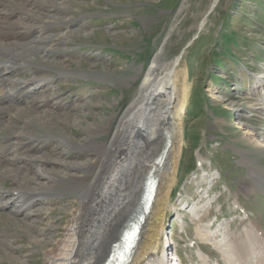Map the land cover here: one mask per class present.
Wrapping results in <instances>:
<instances>
[{"label":"rangeland","instance_id":"rangeland-1","mask_svg":"<svg viewBox=\"0 0 264 264\" xmlns=\"http://www.w3.org/2000/svg\"><path fill=\"white\" fill-rule=\"evenodd\" d=\"M214 2L0 0V38L3 43L11 42L8 47L0 44V64L10 66L0 65V93L7 96L20 89L19 93L32 95L17 99L24 101L20 105L9 99L0 103V110L11 112L0 114L4 120L0 121V170L21 165L10 162L13 154L28 160L24 169L34 168L32 161L41 155L42 168L48 169L51 162L59 163L65 177L72 173L67 167L70 162L80 163L97 156L92 147L81 151L74 144L81 145L89 139L108 143V152L117 146L118 153L112 155L126 162L114 182L116 189L107 196L109 202L88 218L84 228L88 238L82 254L79 256L78 252L79 258L72 264H82L84 256L93 252L91 245L97 242V230H112L108 229L110 214L119 207L120 199L132 201L138 179L149 170L148 160L160 149L157 140L152 143L153 140L130 138L133 123L122 129L117 141L113 138L121 116L136 99L144 75L160 50L162 62L156 71L161 74L159 78L164 79L176 66L186 68L189 86L182 117L181 156L169 195L173 207L164 213L162 239L171 235L169 244L178 255L179 264H228L214 245L200 240L198 219L189 212L193 205L206 203L208 197L212 198V205L202 220H211V229L226 221L231 231L243 229L240 218L247 216L235 207V199L264 229V150L250 143L238 123L254 126V132L262 131L264 136V110L261 101L255 100L260 91L256 76L264 77V0ZM13 48L17 55L11 54ZM31 79L41 81L42 88L22 86L24 80ZM43 114L45 118H38ZM145 124V132L161 126L151 119ZM87 126H92L94 133L87 131ZM41 136L48 143H43ZM60 136L68 137V143ZM56 147L65 152L60 155L67 163L55 159ZM99 161L96 159L95 165ZM106 170L110 174L112 168ZM92 177L86 175L89 182ZM34 181L53 182L46 175ZM15 185L12 177L0 173V189L9 191ZM246 186L251 190H243ZM80 189L65 187L49 195L42 187L40 192L45 194L33 202L26 220L14 209L8 213L0 207V264H44L46 252L58 238H63L65 224L80 206ZM18 190L22 192L20 199L40 193ZM3 195L4 200L10 198ZM124 212L123 208L119 216ZM165 249L161 244L157 256L162 257ZM199 250L209 263L199 259ZM97 255L91 256V262Z\"/></svg>","mask_w":264,"mask_h":264},{"label":"bare ground","instance_id":"bare-ground-1","mask_svg":"<svg viewBox=\"0 0 264 264\" xmlns=\"http://www.w3.org/2000/svg\"><path fill=\"white\" fill-rule=\"evenodd\" d=\"M0 23L3 24L2 22ZM0 44L5 45L4 47H6L7 45L8 47L11 45V42H0ZM7 50L8 49H5V51ZM160 51L155 56L153 63L144 75V80L141 87L139 88L136 99L131 102L125 114L121 116L118 129L113 136L114 140H116L122 132V129H124V127L128 123H133L134 126L132 129L130 128L131 130L129 132L130 138L138 137L142 141H144V139L145 141L146 139H148V141L153 140L152 143H156L157 140V142L160 144L158 146L160 149H158L157 152H154L151 159L148 160L149 170L147 174H142L138 179V190L135 196H133L132 201H129L131 200L130 198L120 199L121 201L118 202L119 207L117 209L115 208V212L110 214L111 218L109 220L110 222L108 229L112 230H106V232L108 233H103L105 232L104 229L100 231L97 230L95 236V240L97 242L91 245V249L93 250V252H91L88 257L84 256L82 264H103L104 259L107 257L110 250H112L111 245L115 241H118L121 236L122 229L125 228V224L130 222L129 220L132 215H136L138 218L135 219V221H138V219H140V223L138 228V237L133 243V249L128 264H164V262L167 261L170 250L173 249V247L166 248V252L163 254V256L157 257L158 251L162 244V222L164 213L167 209H171L173 207L169 204V195L171 192V188L173 187V185H175L174 183L176 181L177 173L176 168L178 160L181 156L180 150L181 144L183 143L182 117L185 114L187 108L186 105L189 97V86L186 77V68L178 69V66L171 68L170 70L168 68L166 70H169V72L165 75L164 79L161 80V78H159L161 74H157L156 71L160 68V64L162 62L159 59L161 55ZM29 53L32 54L33 51L29 50ZM11 54L17 55V49L13 48V52ZM6 67L10 66L7 65ZM12 72H14L13 69H11V73ZM256 78L257 84L258 86H260V91L258 97L255 100L261 101V108L264 110V77L257 75ZM40 82L41 81H36V79L24 80L22 82V86L29 84L31 87H33L31 89L38 90V88H42V84L40 85ZM254 87H256L255 83ZM19 90L7 94V96L0 93V103H6L8 99H23L27 96L24 93H19ZM155 99V103L152 104ZM17 101L23 102L22 100ZM6 112L0 110V114L8 115L11 113L9 111ZM127 112L129 114L131 113V118L130 121L126 123V119L130 117ZM45 116L46 115L40 117L38 116V118L43 119V117L45 118ZM244 117L246 118V115H244ZM148 119H151L153 122H160L161 126L155 127L152 131L145 132V123ZM2 120L0 118L1 122ZM30 121L32 120L30 119ZM238 123L243 126V129L245 130L243 131V134L249 136V138L251 139L250 140L248 138L250 143L252 145L254 144L255 147L262 148L264 150V136H262V133L259 132L258 134H256L253 127L244 125L243 121H239ZM100 127L102 126L100 125ZM86 129L87 131H90V133H94L95 131L92 126H87ZM34 137L35 136H33V138ZM41 137L43 143H48L45 141V138L43 136ZM16 138L18 137L16 136ZM59 139H62V141H64L66 144L68 143V137L60 136ZM74 144L78 146L81 151L85 150V148H88L89 146L92 147L97 156L95 158H87L83 162L79 160L80 163L70 162L67 167L72 171V173L65 177L62 176L61 171L63 165L59 163L51 162L50 166H47L49 167L48 169L42 168L40 166L43 165V159L41 155L36 158V162L32 161L33 164H36V167L34 166V168L31 167L28 169H24V163L28 162V160H25V157L23 158V156L20 157L18 156V154H13L11 156L13 158L10 159V162L16 161L17 163H21V165H14V168L9 167V169H5L3 167V169L0 170V173L7 174L16 182L15 187L10 190L8 189L9 191L0 189V207L7 209L8 213H13L12 210L14 209V212L18 213L19 215H23V218H25V220L26 218H28L26 212L32 210L33 205L38 201V198L45 194V192H40L42 191V187L45 188L47 192H49V195L55 194L58 190L65 187H82V190L80 189V206L75 209V211L71 215V218H69L67 223L65 224V233L63 235V238H58L55 245L51 247L48 252H46L47 257L44 261V264H72L74 260H78L80 254H82L84 240H86L88 238L87 235H89L84 230V228L86 227L85 224L88 218L91 217L92 212L100 211L104 207V205L109 202L107 201V196L111 191L116 189L114 182H116V179L120 177V169H122V167H124L126 163L122 159H117V157H114L112 155L116 152L118 153L119 148L117 146H115V148L111 149V151L108 152L109 144H106V142H100L99 144L89 139L87 142L81 145H77V143L75 142ZM20 145V143L17 144L18 148L20 147ZM10 148L11 146L7 148L6 152H8ZM56 149L58 148L56 147ZM164 149L165 151L162 161L156 162L155 160L159 156H161ZM57 151V158L55 159H57L58 161L60 160L61 163H67L61 159L60 155L64 154L65 152H62L59 149ZM34 156L36 155L34 154ZM199 156L200 158H202V155ZM96 159L100 160L98 165H95ZM108 168H112L110 174L107 173L108 170L106 169ZM216 173L218 174L217 171ZM87 174H91L93 176L91 182L86 179ZM149 174H151V176H149ZM40 175L49 176L53 180V182L51 184L36 183L34 181V178H37ZM150 179L151 181L148 185L152 189L148 191L147 198L151 201L149 205H146L147 203H145L143 208H141L142 203L139 199L142 190L147 186L145 185V183ZM18 189H27L29 191H38L40 193H31V195L26 196L25 199H20L19 193L22 192H19ZM248 189L251 190V187L248 188L246 186L243 190ZM122 190L124 191V189ZM3 193L10 195V198L4 200ZM208 198L209 199L206 203L204 202L200 203L199 205H193L189 209V212L194 216L193 218L198 219L197 235L200 240L202 242H210V244L214 245L219 251L220 257L226 260L228 264H264L263 227H261V225L256 220L250 218L249 215L245 212L246 209L243 207L239 199H235V207H240L241 209H243L244 213L247 216L240 218V225L243 229L239 232L231 231L232 228H230L231 225L228 221L224 222L223 224H219L216 228L211 229L209 227L211 220H209L208 222H203L202 220V217L205 216L206 213H208V207L212 205V198ZM2 200L4 201L1 203ZM124 202L126 203L123 204ZM123 208L125 212L124 214L119 216ZM129 214L131 216L126 221ZM123 215H126V217L124 218ZM114 218L117 219L116 224L114 225V227H110V224L114 222ZM123 221H126L125 224H122ZM108 235L110 236L108 237ZM113 235L116 236L117 239L114 238ZM167 237H169L168 234ZM168 242L169 239H167V243ZM78 252H80L79 256H76ZM96 253H99V255H97L96 258L91 262V256H94V254ZM197 255L199 259L206 263H209V260L207 259V256L204 255L203 251L201 252V250H199ZM172 256H174V258H172ZM169 260L171 264H179L180 261L178 256L173 253L171 254ZM213 264H219V262H214Z\"/></svg>","mask_w":264,"mask_h":264},{"label":"water","instance_id":"water-1","mask_svg":"<svg viewBox=\"0 0 264 264\" xmlns=\"http://www.w3.org/2000/svg\"><path fill=\"white\" fill-rule=\"evenodd\" d=\"M217 0H215V2H216ZM214 2V3H215ZM212 8V7H211ZM167 146H168V144H167ZM166 146V147H167ZM166 149V148H165ZM165 149L162 151V154H161V156H159L155 161L156 162H161L162 161V159H163V156H164V151H165ZM149 176H151V174H149ZM151 181V179L147 182V184H149V182ZM149 187V186H148ZM148 191H149V188L147 189V194L145 195V197H144V201L142 202V207L141 208H143V206H144V204L145 203H147V196H148ZM148 207V206H147ZM136 219V215H133L132 216V220H135Z\"/></svg>","mask_w":264,"mask_h":264}]
</instances>
